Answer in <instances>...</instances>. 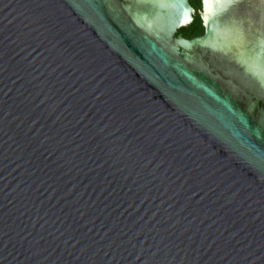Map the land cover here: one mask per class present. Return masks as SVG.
Listing matches in <instances>:
<instances>
[{
	"label": "water",
	"instance_id": "obj_1",
	"mask_svg": "<svg viewBox=\"0 0 264 264\" xmlns=\"http://www.w3.org/2000/svg\"><path fill=\"white\" fill-rule=\"evenodd\" d=\"M195 11L0 0V264H264V0Z\"/></svg>",
	"mask_w": 264,
	"mask_h": 264
},
{
	"label": "trees",
	"instance_id": "obj_2",
	"mask_svg": "<svg viewBox=\"0 0 264 264\" xmlns=\"http://www.w3.org/2000/svg\"><path fill=\"white\" fill-rule=\"evenodd\" d=\"M191 2L196 9L200 8V0H191ZM179 33H182L183 35L190 38L203 34L204 26L201 18L197 15L193 22L179 29Z\"/></svg>",
	"mask_w": 264,
	"mask_h": 264
},
{
	"label": "flooded vegetation",
	"instance_id": "obj_3",
	"mask_svg": "<svg viewBox=\"0 0 264 264\" xmlns=\"http://www.w3.org/2000/svg\"><path fill=\"white\" fill-rule=\"evenodd\" d=\"M190 2H191V0H190ZM191 4H192V2H191ZM193 5V4H192ZM200 8L199 9H196L195 7V9H196V11H195V13H194V20L196 19V17H197V15L201 18V20H202V23H203V26H204V33H205V25H204V21H203V18H202V13H201V10H202V0H200ZM193 20V21H194ZM192 21V22H193ZM190 24V23H189ZM203 33V34H204ZM178 34H182V33H179V31H178ZM203 34H201V35H203ZM183 35V34H182ZM183 36H185V35H183ZM185 37H187V36H185ZM190 38V37H189ZM237 72L240 74V72L237 70ZM213 74V73H212ZM241 75V74H240ZM240 78H241V76H239ZM223 79H225V81H227V82H229L230 81V79H227V78H223ZM248 84H250V86H251V88L252 87H254V88H252V90H251V92H248V91H246L247 93V95L248 96H250V97H258L259 99H261V100H264V94L263 93H260L256 88H255V85H254V83L251 81V80H249V81H246ZM236 83H237V85H239L238 84V82H237V80H236ZM235 83V84H236ZM239 86H241V85H239ZM242 87V86H241ZM240 87V88H241Z\"/></svg>",
	"mask_w": 264,
	"mask_h": 264
},
{
	"label": "bare ground",
	"instance_id": "obj_4",
	"mask_svg": "<svg viewBox=\"0 0 264 264\" xmlns=\"http://www.w3.org/2000/svg\"><path fill=\"white\" fill-rule=\"evenodd\" d=\"M204 1H205V5H206V11H207L208 14H210V12H211V10H212V8H213L214 3H215L216 0H204ZM208 14H207V15H208ZM190 19H191V17L188 16V18H187L186 21H188V20H190ZM207 19H208V18H207Z\"/></svg>",
	"mask_w": 264,
	"mask_h": 264
}]
</instances>
